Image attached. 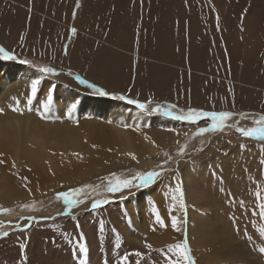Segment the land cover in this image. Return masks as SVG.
I'll use <instances>...</instances> for the list:
<instances>
[{
    "label": "rangeland",
    "instance_id": "obj_1",
    "mask_svg": "<svg viewBox=\"0 0 264 264\" xmlns=\"http://www.w3.org/2000/svg\"><path fill=\"white\" fill-rule=\"evenodd\" d=\"M16 1L0 0V18H6L8 23L0 20V47L16 57L0 59V84L13 78L0 91V264H119L118 258L135 251H140L142 257L130 255L128 264H166L167 246L183 240L187 228H183L181 239L174 235L149 237L143 233L149 225V220L143 218L147 209L141 203L127 201L148 187H156L161 177L185 170L187 159L222 150L214 142L216 138L229 136L235 149L243 145L256 157L261 156L264 145L258 142L264 141L243 137L236 129L255 126V117L239 118L242 115L254 114L258 120L264 116V77L261 78L264 76V0H233L238 13L233 23L225 19L228 0H214L219 5L214 12L223 11L221 28L235 32L229 39V48L235 49V40L242 48L232 58L233 63L220 71L219 62L207 64L214 74L206 80L191 76L190 67L184 63L174 70L166 69L163 74L145 75L152 52L147 30L146 61L125 60L106 69L102 60L87 62L76 54L68 57L72 39L81 29L85 0H38V29L50 31L53 21L56 28L53 34L57 36L62 31L63 42L27 38L32 35L29 29L13 21L20 6V0ZM79 47L76 44L73 51ZM134 50L140 53L141 44L135 45ZM42 66L53 68L54 73H40L38 69ZM34 79L40 83L32 95ZM81 80L85 83H80ZM97 88L107 95L98 94ZM120 96L145 103L147 107L140 110L128 104L127 99H118ZM157 106L161 110L153 111ZM245 106L250 108L242 110ZM9 108L16 110L10 112ZM165 109L171 115H166ZM189 109L225 111L232 116L222 130L198 135L199 128L210 127V119L200 118L193 123L172 118ZM182 128L189 130L178 141L171 140ZM101 147L117 158L115 168L104 166L105 160L96 162V151ZM33 149L38 154H31ZM242 150L236 152L249 153ZM39 156L42 158L36 159ZM147 171L162 174L156 183L143 188L116 194L106 191L107 179L112 174L131 178ZM75 188L83 189L84 202L69 210L57 194ZM158 195L155 190L147 198ZM202 195L201 210L209 213L217 207H205L210 197L209 184L202 185ZM212 195L221 201L226 197ZM96 199H107L109 203L93 211L91 203ZM134 224L141 234L138 242L126 233H134ZM258 234L256 229L247 231L245 256L251 264L252 261L264 264V253L252 251L251 241ZM112 242L118 244L113 246ZM145 243L152 246L151 251L144 247ZM21 244L25 246L23 256ZM82 245L87 248L83 254L78 251ZM194 245L196 249L200 244ZM215 245L210 243L207 247ZM260 245L264 247V243ZM110 256L115 259L109 261ZM191 256L198 264L192 252Z\"/></svg>",
    "mask_w": 264,
    "mask_h": 264
},
{
    "label": "bare ground",
    "instance_id": "obj_2",
    "mask_svg": "<svg viewBox=\"0 0 264 264\" xmlns=\"http://www.w3.org/2000/svg\"><path fill=\"white\" fill-rule=\"evenodd\" d=\"M11 1L18 3L16 0ZM31 3V0H20V6L16 11L18 16L13 17L14 23L22 28L26 27L29 29L28 31L32 35L27 38L31 36L38 40L52 38L59 39L63 42L64 36L62 31L57 36L53 34L56 29L54 28L53 21L50 24V31L43 32L38 29L36 14L38 0L36 3L34 1ZM216 6L219 5L214 0L211 3H208L206 0H85L81 9V21L79 24L81 29L72 39L73 42L68 51V57L76 54L77 56L80 55L87 62L96 60L99 62L102 60L106 69L112 64H119L125 60L146 61L147 42L145 31L147 30L152 52L148 56L149 64L145 68V75H149L150 72L163 74L166 69L174 70V67L180 63H184L190 67L192 71L191 76L202 80L209 79L214 74V71L208 68L210 66L207 64L219 62L221 67H219L218 71H220L226 64L233 63L232 58L241 52L242 48L238 40L234 42L235 49L229 48V39L235 32L229 33L221 28V24L223 23L221 20L224 18L223 11L220 9L215 13ZM1 7L2 4L0 3ZM227 7L228 11L226 12L225 19L228 20L227 22L233 23L238 17L234 1L228 0ZM83 12H85L84 15ZM0 20L4 24H8L6 18H0ZM76 44H79L80 47L77 51H73ZM137 44H141L140 53L134 50V46ZM199 45L202 46V49L198 48ZM12 80L13 78L4 80L0 84V91L6 86L3 84H8ZM248 108L250 107L245 106L242 107V110ZM9 111L12 112L13 108H9ZM188 130V128H182L175 132L170 139L176 142ZM230 141L229 136L219 137L214 140L220 147L228 150L229 156L231 155L230 158H232V172L239 179L236 187L231 188L227 186L226 193L231 194L233 197L237 195L243 204L249 205L258 213L257 204L264 202V191H262L264 189V163H262L264 161V151H260L261 156L256 157L249 147L246 148L243 145H238L239 147L236 146L235 149ZM242 149L249 150V153L240 155L236 152ZM209 152L210 149L207 153ZM232 152L236 153L232 154ZM31 154H38V151L33 149ZM205 156L207 155L203 154L187 159L188 162L194 164L193 172L195 175L199 173V171L195 170V164L198 163L196 160H200ZM41 158L39 156L36 159ZM100 159L102 161L105 160L104 166L110 168L117 166V158L103 147L96 151V162H100ZM207 159L208 161L203 163V166L211 163L213 156H209ZM42 168L44 169V167ZM165 177L164 181L159 185V193L162 194L161 200L163 207L167 211H170V209L172 211L174 205L170 200L174 195V177L172 174H167ZM183 181L184 187L188 191L186 174L183 175ZM231 191H235L236 195ZM152 192V190H149L142 197H132L127 202H139L144 200ZM142 206H145V204H142ZM162 214H165V212H162ZM230 222L232 223L234 220H230ZM180 227L181 229L183 228L182 215L180 218ZM238 227V229H230V233L240 235L242 233L240 230H259V234L252 239L251 244H253L252 251L260 253L259 248L262 247L260 244L264 243V238L261 236V229H264V220L258 214H253L249 218L242 220L238 224ZM133 232L131 234L129 231H126L134 239V242H138L141 234L135 224L133 226ZM181 233L182 230L180 231V236ZM229 235L227 234L226 236ZM102 238L100 242H102ZM187 239L191 252L198 264L213 263L208 255L201 256L197 254L194 245L192 224L188 228ZM230 239H233V237H228L226 242L232 248L236 257H238V253L241 251V245L233 243ZM117 244L116 242H112L113 246ZM114 259V256L108 258L109 261ZM118 259L120 261L121 257ZM259 262L257 263L256 261L255 263L259 264ZM244 263L251 264L248 260H245Z\"/></svg>",
    "mask_w": 264,
    "mask_h": 264
},
{
    "label": "crops",
    "instance_id": "obj_3",
    "mask_svg": "<svg viewBox=\"0 0 264 264\" xmlns=\"http://www.w3.org/2000/svg\"><path fill=\"white\" fill-rule=\"evenodd\" d=\"M258 143L264 145L263 142ZM217 151V153L201 158L198 163L195 164V170L199 171L196 175L193 172L194 164L191 162L187 163L185 170H177V174L172 173L174 177V190L177 184L182 185L184 204L186 205L185 208L180 207V199L175 191L174 195H177V200L173 201L172 198L170 200L174 205V209L170 212L163 207L161 200L162 194L159 193V185L164 181L166 178L165 176L161 177L158 182L154 181V183L157 182L156 187H148L146 189L145 192L149 190L154 192L157 190L159 195L151 197V199H148L146 196L144 200L136 202L145 204L143 207L147 209V212L143 214V218L149 220V225L143 233L149 237L155 236L167 238L169 235H174L176 238H182V233L180 236V232H177L174 229L170 230V224L172 223L170 216H175L178 221V226H180V218L182 215V227L187 228V232L191 224L193 225L194 243L200 244L199 246H196V252L198 255L203 256L206 254L212 259L213 263L216 262L217 264H219V261H221L222 264H245V260L251 261L249 257L245 256L246 250H248L246 248L248 230H240L242 232L240 235L232 234L229 230L238 229V224H240L242 220L252 216L256 210L252 209L249 205L243 204L240 197H237L235 191L231 192L235 194L236 197L226 193L227 186L231 188L236 187L239 179L232 172V158H230L228 150L223 148L222 150L217 149ZM209 156H213V161L208 165L203 166V163L208 161L207 157ZM226 169L227 172L224 171ZM184 174H186L187 178L188 191H186L184 187ZM228 176H231L230 180H228ZM203 184H209L210 193L209 200L205 204V207L210 208L213 205L217 206L209 213L201 210V206H204L202 203ZM219 186H224V188L220 190L218 189ZM145 192L138 194L137 197H142L145 195ZM212 193L216 194V196L225 194L226 197L224 201H221L213 196ZM153 208L156 210L155 214L153 213ZM162 212H165V214H162ZM157 214L161 217L165 225L164 227H161V225L156 222L155 215ZM185 218L186 224L183 223ZM230 220H234V222L231 223ZM227 234L230 235L226 236ZM228 237H233L234 240L230 239V241L241 245V251L238 253V257H236L232 248L226 242ZM210 243L216 244L215 247L208 248L207 245ZM241 252L243 253V256H241Z\"/></svg>",
    "mask_w": 264,
    "mask_h": 264
},
{
    "label": "snow or ice",
    "instance_id": "obj_4",
    "mask_svg": "<svg viewBox=\"0 0 264 264\" xmlns=\"http://www.w3.org/2000/svg\"><path fill=\"white\" fill-rule=\"evenodd\" d=\"M72 32H75V29H72ZM16 57L11 54L9 51H6L4 48L0 47V59L2 60H13ZM22 63H28L27 61H21ZM40 73L48 74V73H54V69L50 67H40L38 69ZM40 83L39 80L34 79L31 82V94L35 95L37 92V86ZM80 83H85L83 80L80 81ZM89 87H92V85H89ZM97 93L100 95H107V92L102 91L101 89H96ZM118 99L125 100L127 99V103L131 105H135L140 110H145L147 105L145 103H141L135 99H129L125 96H120ZM19 102L17 101V104ZM148 103H151V100L148 101ZM175 107V106H172ZM16 110V109H13ZM160 106H157V108L153 109V111H160ZM2 111V110H0ZM166 115H171V112H169L167 109L164 110ZM232 116L231 112H205V111H199L195 109H189L187 112H184L180 115L173 116V119L176 120H182V121H189V122H196L200 118H208L211 120L210 127H201L198 129V135L203 134L205 132L209 131H218L222 130L223 127H225V121H227ZM255 126L251 128H237L236 131L246 138H255L261 141H264V116H261L259 120L254 121ZM230 127V125H229ZM135 157H133L134 159ZM2 163V161H0ZM264 163V161H262ZM162 173L156 172V171H147L144 173H137L136 175L132 176L131 178H120L115 176V174H112L111 178L107 179V187L106 191L111 194L116 193H123L125 190H131L133 188H143L151 183H153L158 176H160ZM175 193L178 194L180 199V207L185 208L186 205L184 204V193L182 189L181 184H177L175 188ZM83 192L82 188H75L70 189L66 192H61L57 194V197L62 200L63 204L67 206V208L70 210L72 206L83 203L84 200L81 198V193ZM123 198V197H122ZM172 200H177V195L172 196ZM109 203L107 199H96L92 201L91 203V210H97L102 205ZM258 213L254 212L253 214H258L259 217L264 220V202H260L257 204ZM171 212V209H170ZM153 213H156L155 208H153ZM171 222H172V228L180 232L182 229L180 226H178V221L175 216H170ZM155 220L157 223L161 225V227H164V223L161 219V217L157 214L155 215ZM184 224H186V218L183 221ZM3 235H7V233H4ZM261 236L264 238V229H261ZM24 245H20L21 249V256L24 255ZM145 248L152 250V246L150 244L145 243ZM79 253L83 254L87 252V248L85 246H81L79 248ZM259 251L261 253H264V247H260ZM130 255H134L136 257H142V253L140 251H135L134 253H126L119 261V264H128V259ZM164 259L166 261V264H195V261L193 260L191 256V249L188 245V240L185 232V238L177 243L170 244L167 246V252L164 255Z\"/></svg>",
    "mask_w": 264,
    "mask_h": 264
},
{
    "label": "trees",
    "instance_id": "obj_5",
    "mask_svg": "<svg viewBox=\"0 0 264 264\" xmlns=\"http://www.w3.org/2000/svg\"><path fill=\"white\" fill-rule=\"evenodd\" d=\"M239 116V115H238ZM237 116V117H238ZM243 117H239V118H241V119H243V118H248V119H250V118H254L255 117V120H258L257 119V116L256 115H254V114H248V115H242ZM251 120V119H250Z\"/></svg>",
    "mask_w": 264,
    "mask_h": 264
}]
</instances>
